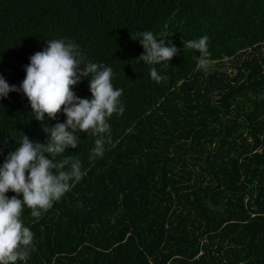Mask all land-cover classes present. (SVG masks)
I'll return each mask as SVG.
<instances>
[{"label":"trees","instance_id":"1","mask_svg":"<svg viewBox=\"0 0 264 264\" xmlns=\"http://www.w3.org/2000/svg\"><path fill=\"white\" fill-rule=\"evenodd\" d=\"M148 30L178 49L156 66L168 77L160 83L130 36ZM201 36L207 70L184 47ZM61 38L112 67L125 111L108 121L103 157L89 160L90 132L66 151L82 161V180L38 220L22 214L34 233L26 264H264V0H0L10 86ZM73 91L90 97L86 79ZM29 112L22 93L0 99V163L21 133L43 143L41 123L65 119Z\"/></svg>","mask_w":264,"mask_h":264},{"label":"clouds","instance_id":"2","mask_svg":"<svg viewBox=\"0 0 264 264\" xmlns=\"http://www.w3.org/2000/svg\"><path fill=\"white\" fill-rule=\"evenodd\" d=\"M130 36L143 48L136 59L151 66V80L166 81L167 75L156 66L167 68L178 55V49L170 41L165 42L168 35L158 36L148 30ZM184 47L199 53L198 69L209 68L207 36L188 40ZM24 72L18 87L10 86L0 76V99L7 98L10 92L22 93L29 102L32 119L56 120L58 113L65 119L53 126L41 123L46 135L43 143L21 133L16 140L18 146L0 163V264H26L29 259L34 233L22 219L25 210L38 220L86 175L82 161L76 155H65L66 151L78 147L81 133L90 132L94 142L89 160L103 157L112 143L108 121L113 114L123 115L125 111L120 100L123 89L112 83V67L89 61L80 45L71 39L47 40L41 51L29 57ZM82 79L87 80L89 98H81L73 91ZM10 191L16 195H6Z\"/></svg>","mask_w":264,"mask_h":264},{"label":"rangeland","instance_id":"3","mask_svg":"<svg viewBox=\"0 0 264 264\" xmlns=\"http://www.w3.org/2000/svg\"><path fill=\"white\" fill-rule=\"evenodd\" d=\"M212 66H215V65H212ZM227 72H228V73H230V72H231V70H228Z\"/></svg>","mask_w":264,"mask_h":264}]
</instances>
